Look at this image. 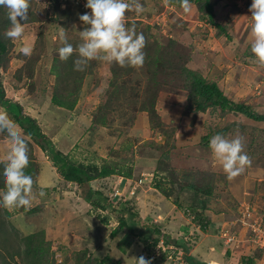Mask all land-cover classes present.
Masks as SVG:
<instances>
[{"label":"rangeland","instance_id":"374dc122","mask_svg":"<svg viewBox=\"0 0 264 264\" xmlns=\"http://www.w3.org/2000/svg\"><path fill=\"white\" fill-rule=\"evenodd\" d=\"M140 2L145 11L142 14L128 11L126 26L134 24L137 33L144 34L147 44L155 43L163 47L170 39L174 40L186 67L218 81L222 92L229 98L264 113V66L257 63L255 57H244L246 55L243 54L252 39L249 12L252 0H210L216 22L225 25L226 31L232 35L229 42L224 39L225 36L216 35L217 27L206 16L201 18L202 13L195 3H190L191 11L185 13L181 6L165 4L164 0ZM85 4L86 0H31L28 20L33 17L35 20L21 21L25 27L23 36L9 39L12 45L6 55V66L0 71L3 98L18 102L23 113L35 119L55 148L68 154L72 160L98 166L111 162L123 169L131 168L133 179L128 180L126 189L119 187L118 175H110L109 178L90 181L91 191L101 190L115 207L128 200L135 214L133 220L152 223L156 220L165 234L174 236L180 244H186L188 250L178 248L176 257H173L175 247H164L166 259L160 263L163 249L157 250V245L149 255L138 239H131L129 243L123 241L126 238L125 229L111 236L110 232L117 227L115 212L93 209L82 198L79 187L59 175L49 156L32 139H28L14 121L15 130L28 143L34 185L30 207L9 209L0 206V216L6 227L13 232L16 230L20 236L42 231L43 238L50 241L52 247H60L55 249L57 264H75V257L78 256L93 260L109 256L111 261L119 260L121 264H135L134 258L140 256L151 259V264H178L184 255L194 256L200 262H210L201 253L209 244L218 247L215 251H221L224 245L232 253L237 250L258 252L261 248L263 252L264 246L258 245H264V234L258 231L255 236V232L248 227V223L260 220L264 225V147L255 144L260 127L256 123L230 111L222 116L218 110L212 113L207 110L194 117L192 112L186 111L187 91L182 88L181 75L169 63L162 66L168 74L164 72L166 79L157 74L161 83L153 103L157 114L151 117L138 106L143 95L145 74L155 67L147 68L146 58L140 68L121 67L101 60L90 61L92 69L75 79V83L71 82L78 88L74 108L68 111L51 103L50 93L56 85H60L55 71L51 70L54 62L61 65L58 49L62 44L58 34L63 30L74 47L82 42L79 31L88 26L79 20V16L91 12ZM1 8L8 16V10ZM10 27L11 23L2 33L5 34ZM237 40L240 43L236 52L233 49ZM25 45L32 47V53L22 60L19 53ZM112 65H116L119 72L115 81H110ZM21 66L30 77L18 79L16 72ZM0 109H3L1 105ZM100 110L106 124H92V119L100 117ZM230 124L234 131L229 129L225 137H243L244 150L251 159V165L231 180L227 179L211 149L194 144L211 127L221 128ZM252 136L254 139H251ZM9 143L7 133L0 132V160L5 158ZM160 155L163 158V179L159 174L155 177L154 172ZM197 170L202 174L211 170L215 177L212 195L206 203L208 206L202 210V214L210 220L206 231L191 220L194 213L188 204L195 193L183 187L188 174ZM44 171V177L49 181L47 171L53 175L52 182L46 187L40 181ZM140 177L146 178L145 182L139 183ZM134 180L142 184L136 192L132 188ZM156 180L164 188L171 189L169 199L154 189ZM40 191L45 195L41 197ZM28 209L31 210L29 213ZM211 223L214 227L210 226ZM215 227L219 228L218 233L214 231ZM225 230L227 233L223 234ZM203 238L206 241L192 252V244H198ZM257 238L261 242L258 245L254 244ZM223 251L228 260L224 248ZM258 264H264V258Z\"/></svg>","mask_w":264,"mask_h":264},{"label":"trees","instance_id":"16d2710c","mask_svg":"<svg viewBox=\"0 0 264 264\" xmlns=\"http://www.w3.org/2000/svg\"><path fill=\"white\" fill-rule=\"evenodd\" d=\"M168 3L177 7L180 6L179 0H168ZM190 3H195L197 5V10L201 11L202 13L201 18L206 16L207 20L212 25L217 27L216 35L225 36L224 39L228 42L231 40L232 35H229L230 32L228 30L226 31L227 28L225 25L216 22L215 12L213 10L214 7L210 0H190ZM60 11L61 10H59V12ZM33 20H35L34 17L30 18L28 21ZM9 23L10 20L8 19V16L0 7V71L6 66V55L8 54L12 45L10 40L5 36V34L2 33V30L5 29ZM239 43V40L234 43L233 51H238L239 46L237 45H239ZM176 45V42L172 39H170L163 47L162 45L160 46L155 43L147 44L146 42V46L143 49L145 52V58L147 59L145 65L147 68H150L151 66L155 67L153 71L151 68L148 69V74H145V85L142 86L143 95L141 102L138 105L139 108L149 113L148 115L151 117L156 116L157 113L155 107H153V103L158 94V88L161 85L157 74L160 73L161 79H166L164 76L165 70L162 66L169 63L168 65H171V67L177 71V74L181 75L182 88L187 91V112H192L194 117L197 115V113L205 112L207 110H209L210 113L218 110L219 113H222V116L227 111L241 114L245 119L260 126L257 129L258 140L255 144L257 147H264V113L256 111L254 108L248 104H245L244 102L229 98V96L222 92V88L219 86L218 81L212 80V78L209 77L206 78L196 70L186 67L183 61L184 58L180 57V52H178L175 48ZM243 54L246 55L244 57H254L250 50V44L245 46ZM163 55L168 58H165ZM19 56L22 60L26 58V56L21 53H19ZM75 59H77L76 53L70 56L66 61L60 60L61 65L57 62H54L51 65V70L55 71L54 75L56 77V81L61 85H56V87H54L50 93L51 103L55 105V107H62L68 111L74 108L78 96L77 85L71 84V82L75 83V79L82 77L84 73L92 69V66L88 64L84 71L74 70ZM162 59H164V62H161ZM110 70L112 72L110 81L113 79L115 81L119 77L117 66L112 65ZM16 73L18 74V79H21L23 76L30 77L26 70H23L22 66L18 68ZM165 74L167 73L165 72ZM63 82L67 84L63 85ZM138 85H140V82H138ZM122 94L123 93H121V96H123ZM3 97L4 91L0 82V105L4 110H6L8 117L18 125L24 134L28 136V139H32L33 142L49 156L50 160L53 161V166L57 169L59 175L65 181L75 183L79 187L82 198L88 201V203L92 205L93 209H110L115 212L117 215V227L113 228V230L110 232L111 236H116L120 230L125 229L126 238H124L123 241L127 240V243H129L131 239H138L143 243V246L145 247V250L148 251L149 255H151L152 250L156 249L157 245V250L163 249V252L159 258L160 263H164L166 259L164 247H175L176 250H173L172 252L173 257H176L178 248H181L184 251L188 250L186 244H180V242L177 241V238L165 234V232L161 229V225L156 220H153V223L147 222L145 220H143V222L133 220L135 214L132 212V208L131 205L128 204V200L121 202L122 204L120 203L119 207H115L111 204L110 198L104 195L101 190H95L93 192L91 191L89 184L90 181L103 179L109 177L110 175H118L122 178V180L119 182V187H121L123 179H133L131 168L123 169L117 164L111 162H105L98 166L96 164H85L84 162H76L72 160L68 154H64L55 148L52 140L45 136L39 125L36 123L35 119L23 113L22 106L18 102ZM115 97L118 98V95ZM134 97L137 99L138 95L135 94ZM98 115L100 117H98V119H92L91 123H100L101 125L106 124V122H104V116L101 110L100 114ZM159 119L160 117L158 118V122L161 121ZM231 126L232 124L225 125L221 128L211 127L205 133L201 134L199 141L194 142V144L197 146H200L201 144V146L204 145V147L210 149L209 141L211 137L216 134L226 136L229 129L234 131V129L230 128ZM155 127L156 126L152 124V128L155 129ZM251 139H254V137L252 136ZM29 157H31L30 154ZM162 159L163 158L161 155L157 158L154 169L155 177H157L156 175L159 174L160 179L164 178V176L161 174L164 172L161 167L163 163ZM3 168L4 165L0 163V189H5ZM24 171L26 174L32 176V172L34 170L31 161ZM207 171L205 174H202L203 172H199V170L194 173H189L188 180L183 185V187L195 193V196L191 199L188 207L194 213L191 220H194L195 224L198 225L202 231L206 230L210 223V220L204 214H202V210H206L205 208L208 206L206 203L212 195L215 179V177H213L214 172L211 170ZM138 179L139 183H143L146 180V178L142 177ZM134 181L137 183V180ZM153 187L164 198H170L171 189L164 188L159 180L154 181ZM120 196L121 195H119L118 198ZM174 203H176V201H174ZM20 208L23 209L24 207ZM30 211L31 210L28 209L27 213ZM187 214H189V211H187ZM2 218L3 217L0 216V264H57V254L55 249L59 246L52 247L50 241L43 238L42 231L20 236L16 230H14V232L9 230ZM104 220H107V218H104ZM210 226H212V223ZM10 227L14 228L12 225ZM215 228L216 230L214 231L218 233L219 228ZM12 236L14 239H12ZM128 236L131 238L128 239ZM160 241H162L161 245L158 244ZM120 248L123 249L122 247ZM261 249L257 250L258 252L237 253L240 257L237 264H257L256 260L260 259L264 255V251H260ZM181 258L182 260L180 261L186 262V264H206L194 258H190V256L187 255H184V257ZM75 264H121V262L119 260L111 261L109 256H105L104 259L98 260H93L90 257L81 259L78 256L75 257Z\"/></svg>","mask_w":264,"mask_h":264},{"label":"clouds","instance_id":"9594fccd","mask_svg":"<svg viewBox=\"0 0 264 264\" xmlns=\"http://www.w3.org/2000/svg\"><path fill=\"white\" fill-rule=\"evenodd\" d=\"M164 2L167 4L168 0ZM179 3L185 13L191 11L190 0H179ZM0 7L8 10V19L11 23L5 36L12 40L21 38L25 31L24 23L21 21L28 20L31 0H0ZM85 7L91 12L79 16V20L88 26L79 31L82 42L74 47L68 42L63 30L58 34L62 44L58 49L61 61H66L76 53L74 70L77 71H84L93 60H101L108 64L115 63L121 67H142L145 61L143 49L146 46V38L142 32L137 33L134 24L131 27L126 26L128 11L137 14L145 11L140 0H86ZM249 12L252 38L250 50L256 62L264 66V0H252ZM20 52L30 56L32 47L25 45ZM0 132H6L10 140L7 154L3 160H0L4 165L5 178V190L0 191V206L9 209L28 208L32 203L34 185L32 176L24 171L30 163L28 143L17 133L14 122L3 109H0ZM209 147L229 180L240 175L251 165V159L244 150L241 136L229 139L216 134L211 137ZM39 195L42 197L45 193L40 191ZM134 259L135 264H151V259H146L144 256ZM179 262L178 264H182Z\"/></svg>","mask_w":264,"mask_h":264},{"label":"crops","instance_id":"0c3cea01","mask_svg":"<svg viewBox=\"0 0 264 264\" xmlns=\"http://www.w3.org/2000/svg\"><path fill=\"white\" fill-rule=\"evenodd\" d=\"M48 170H50V169H48ZM40 171H42V169H40ZM49 172L50 171H47V174L49 175L50 181L52 182L53 175H52V173H49ZM44 174H45V171L40 175L41 176L40 181H42L41 182L42 186L46 187L49 185L50 181L44 177ZM118 177L120 178V180H119V182H120L122 180V178L120 176H118ZM106 178H109V177H106ZM133 182H134L133 183L134 186H132V188L135 190L134 192H136V190L139 187H142V185L137 184L135 181H133ZM41 184H39V185H41ZM121 185L123 186V189H126V187L128 186V180L125 183V180L123 179V182L121 183ZM172 223L174 224L173 221H172ZM203 231H206V230H203ZM200 237H199V239H200ZM205 241H206V239L203 238V240L201 242H198V244L197 243L192 244V248H193L192 252L195 251V249L197 248L198 245L201 246L202 243H204ZM223 248H224V250H226V253H227L228 249L226 248V246L223 245ZM223 248H221L220 250L223 251ZM216 249H218V247H216L215 245L209 244L208 248L205 247V250L201 251V253L203 255L205 254L204 256L205 257L207 256L206 258L210 260V262H208L207 260H204L203 261L204 263H206V264H237V262L240 259V257L238 256L239 254H237L238 250L235 253H232V251L228 252V254H227L228 260H227V257L223 256L224 254L221 251H215ZM208 251H209V253H208ZM239 252L241 253L242 251L240 250ZM194 253L196 254V252H194ZM190 258H194V256H190ZM262 258H264V255ZM194 259H196V258H194ZM261 259L260 260L257 259L258 261L256 260L257 264H258V262L260 263Z\"/></svg>","mask_w":264,"mask_h":264},{"label":"built area","instance_id":"2783aa9c","mask_svg":"<svg viewBox=\"0 0 264 264\" xmlns=\"http://www.w3.org/2000/svg\"><path fill=\"white\" fill-rule=\"evenodd\" d=\"M243 222V221H242ZM248 227H250L251 228V230L253 231V232H255L254 233V235L256 236V234H257V232L258 231H260V232H262L263 234H264V225L261 223V220L258 222V223H256L255 221H253L252 223H248ZM224 233H227V230H225V231H223V234ZM222 234V235H223ZM221 236V235H220ZM222 238L224 239V237L222 236ZM225 238H227V237H225ZM259 238V237H258ZM258 238L256 239V241H257V243H254V244H256V245H258V243H261V242H258ZM251 241H255L254 239L252 240V239H250ZM258 246H260V247H263L264 245H258Z\"/></svg>","mask_w":264,"mask_h":264}]
</instances>
